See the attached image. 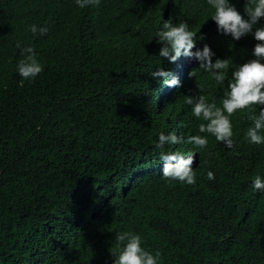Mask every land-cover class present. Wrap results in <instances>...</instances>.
<instances>
[{"label":"trees","instance_id":"16d2710c","mask_svg":"<svg viewBox=\"0 0 264 264\" xmlns=\"http://www.w3.org/2000/svg\"><path fill=\"white\" fill-rule=\"evenodd\" d=\"M233 3L243 14L244 0ZM210 11L206 0L83 9L73 0H0V264H111L114 235L126 230L158 250L161 264H264V192L250 183L264 176V145L244 138L249 113L233 114L231 149L209 136L193 161L195 184L163 178L154 146L160 132L197 133L190 96L219 105L223 95L194 59L156 55L163 20H186L203 36L195 47L207 43L234 64L251 58L253 38L218 34ZM33 23L48 33L33 38ZM17 39L39 52L44 68L33 80L15 72ZM157 67L179 87L154 80ZM173 150L193 146L163 149Z\"/></svg>","mask_w":264,"mask_h":264},{"label":"clouds","instance_id":"9594fccd","mask_svg":"<svg viewBox=\"0 0 264 264\" xmlns=\"http://www.w3.org/2000/svg\"><path fill=\"white\" fill-rule=\"evenodd\" d=\"M78 8L99 7L101 0H73ZM211 9L209 17L216 26V32L238 41L250 35L255 43L251 49V58L243 63L234 64L227 58H221L207 44L195 47L197 33L191 30L186 20L173 23L171 19L163 20L162 25L155 30L154 40L159 45L157 56L165 58L169 63H175L181 56L194 59L198 69L208 73L215 85L223 91L219 105L215 100L209 101L205 95L189 97L191 115L197 121V133L183 137L175 132H160L155 141V148L162 150L161 175L168 181L180 182L186 185L197 182L193 161L199 150L208 146L209 136L231 149L233 140L232 116L238 110L249 113L248 124L244 138L250 144L264 145V0H244L243 14L237 10L233 0H206ZM26 31L32 37L45 36L49 28L35 23L27 25ZM15 48L18 49L19 59L15 64V72L25 80H33L43 71L39 52L33 44H25L17 39ZM195 49V50H193ZM215 57V59H213ZM194 69V68H193ZM188 75H196L194 70ZM150 76L167 87H179L180 80L165 67H157ZM257 108L259 111L257 112ZM188 144L193 146L185 154L178 151H163L165 146ZM207 179H215V173L208 170ZM253 191L264 192V176L256 174L250 181ZM115 248L110 252L111 264H161V254L148 250L144 246L143 237L139 232L126 230L114 235Z\"/></svg>","mask_w":264,"mask_h":264}]
</instances>
